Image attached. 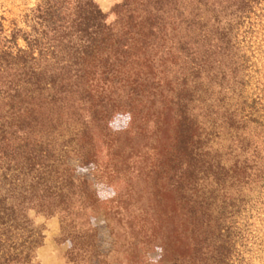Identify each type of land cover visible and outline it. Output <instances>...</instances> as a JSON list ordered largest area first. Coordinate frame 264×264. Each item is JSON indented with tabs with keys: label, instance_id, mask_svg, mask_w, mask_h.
Segmentation results:
<instances>
[{
	"label": "trees",
	"instance_id": "obj_1",
	"mask_svg": "<svg viewBox=\"0 0 264 264\" xmlns=\"http://www.w3.org/2000/svg\"><path fill=\"white\" fill-rule=\"evenodd\" d=\"M114 12L115 30L93 0H38L27 32L0 21V264H34L31 211L64 229L94 206L65 160L91 162L96 136L106 163L131 150L125 169L141 162L135 177L159 180L192 264H230L235 219L253 204L264 217V0H121ZM118 111L132 128L108 127ZM133 136L152 145L123 151Z\"/></svg>",
	"mask_w": 264,
	"mask_h": 264
},
{
	"label": "rangeland",
	"instance_id": "obj_2",
	"mask_svg": "<svg viewBox=\"0 0 264 264\" xmlns=\"http://www.w3.org/2000/svg\"><path fill=\"white\" fill-rule=\"evenodd\" d=\"M38 0H0V21L4 32L13 28L30 30V9ZM106 13L107 22L117 29L114 6L121 0H93ZM261 27V28H260ZM257 34V41L264 45V20ZM19 45L24 41L19 38ZM258 65L264 62V47L257 58ZM134 123L127 111L115 112L108 121L112 131L128 130ZM147 143L146 138L121 137L120 146L134 147ZM96 154L89 163H84L78 153L67 154V171L73 177L86 181L93 193L94 206L79 215L72 214L65 228L60 226L59 215L30 212L33 223L41 229L42 243L34 250V264H192L191 248H180L177 242L178 217L165 218V202L160 183L142 174L135 177L136 170L125 169L129 150L121 155L126 163H106L105 145L96 136ZM124 151V150H123ZM139 160H148L150 151L143 149ZM140 152L138 154H140ZM128 156V157H127ZM107 164V165H106ZM145 172V170H144ZM154 182V183H153ZM252 202L256 194L251 193ZM246 217L236 218L233 227V243L230 248V264H264V217L258 214L259 205ZM180 220V218H179ZM184 243H187L185 240ZM202 263H204L202 261ZM209 263V262H207ZM206 264V261H205Z\"/></svg>",
	"mask_w": 264,
	"mask_h": 264
}]
</instances>
